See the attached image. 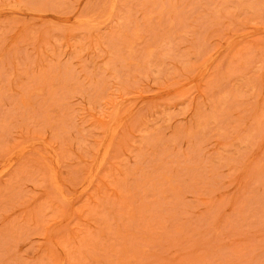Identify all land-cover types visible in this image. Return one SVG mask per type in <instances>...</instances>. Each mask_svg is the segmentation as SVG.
<instances>
[{"label":"rangeland","instance_id":"obj_1","mask_svg":"<svg viewBox=\"0 0 264 264\" xmlns=\"http://www.w3.org/2000/svg\"><path fill=\"white\" fill-rule=\"evenodd\" d=\"M0 264H264V0H0Z\"/></svg>","mask_w":264,"mask_h":264}]
</instances>
